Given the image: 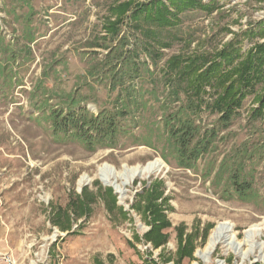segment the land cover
Returning <instances> with one entry per match:
<instances>
[{"label": "rangeland", "instance_id": "1", "mask_svg": "<svg viewBox=\"0 0 264 264\" xmlns=\"http://www.w3.org/2000/svg\"><path fill=\"white\" fill-rule=\"evenodd\" d=\"M124 1L127 0H0L2 36L7 43L15 44L16 50H32L31 59L14 66L15 82L19 84L0 91V264H95L96 257L106 264H177L181 257L182 264H264V119L254 118L259 105L254 95L245 100L231 128L221 134L224 139L217 143V150L193 170L179 169L173 160L164 161L161 145L151 149L137 142L138 137L153 129L152 141L163 144L162 129L157 125L153 128L161 116L153 102L139 125L126 123L135 127L131 136L122 138L114 149L93 152L80 143L56 139L44 113L31 107L30 94L43 71L49 73L44 80L47 89L56 88L63 94L81 85L90 67L88 54L92 53L86 48L104 36L105 19L114 20L111 9ZM215 1L220 7L219 15L195 11L180 16L181 24L170 31L178 42L163 51L160 67L172 55L189 56L221 48L234 38L227 29L240 36L243 52L259 42L252 36L264 27V0ZM29 30L36 39L33 44L22 40ZM213 33L214 39L207 42ZM183 39L193 43L188 47ZM96 51L99 58L105 55L103 50ZM143 86L150 87L148 79ZM82 93L90 97L87 109L93 114L111 109L116 97L99 84L93 90L82 89ZM263 93L264 89L257 87L256 95ZM217 116L203 113L202 123L211 127ZM243 145L250 147L253 154L246 174L253 179L260 197L251 204L235 199L224 201V184L220 188L212 184L223 158ZM150 162H163L164 166L159 172L126 178L129 185L124 195L106 186L98 176L105 165L112 166L116 173L124 166L141 167ZM210 170L211 176H207ZM86 177L90 183L81 182ZM108 178L117 185L124 182L112 175ZM153 188L162 195L159 204L167 203L165 215L170 223V228L162 231L168 241L159 249L146 238L152 224L145 210L147 202L142 201ZM109 189L117 203L112 213L104 195ZM140 202L142 209L137 210ZM55 212H60L55 222L68 227L71 234L52 224ZM221 223L233 227L234 233L230 231L228 237L234 242L229 245L222 240L205 262L197 252L207 249ZM180 226L184 227L181 232ZM255 226L260 229L258 233L245 234ZM192 235L190 258L180 253L186 242L179 237L184 240Z\"/></svg>", "mask_w": 264, "mask_h": 264}, {"label": "trees", "instance_id": "2", "mask_svg": "<svg viewBox=\"0 0 264 264\" xmlns=\"http://www.w3.org/2000/svg\"><path fill=\"white\" fill-rule=\"evenodd\" d=\"M166 1L117 2L111 9L114 20L105 19L104 36L86 48L92 53L88 54L90 67L82 77L81 85L70 92L61 94L56 88L47 89L44 80L49 73L43 71L42 79L30 94L29 101L35 111L44 113L56 139L80 143L90 152L114 149L122 138L134 132V125L127 126L126 123L139 125L153 102L161 112L160 122L155 123L153 128L157 125L159 130L162 129L163 144L152 141L153 129L146 136L138 137L137 142L151 149L161 145L164 161L173 160L179 169L193 170L201 160L217 150V143L224 139L220 137L221 134L231 128L247 98L255 96L254 101L259 105L253 112L254 118L264 119V93L256 95L257 87L264 89V42H261L264 41V27L252 36V39L258 37L259 42L245 52L240 36L227 29L226 32L234 38L221 48L209 52L204 50L206 52L203 53L196 51L189 56L172 55L160 67L165 56L163 51L171 49L178 42L177 36L170 31L181 24L182 14L195 11L208 16L220 14L215 0L209 3L204 0ZM214 37L213 33L206 41ZM22 40L33 44L36 39L29 30ZM184 43L189 47L193 41L184 40ZM15 48L16 45L7 43L0 31L1 92L19 84L15 82L17 72H14V66L32 58L30 48L25 52ZM96 50L105 51V55L99 58ZM89 77L92 83L88 82ZM146 79L150 85L148 89L143 86ZM95 84L105 87L109 95L116 94L112 108H104L97 114L87 109L91 99L82 93V89H95ZM53 102L54 105L51 104ZM203 113L218 115L215 124L211 127L204 125L201 119ZM252 160L253 154L246 145L223 158L212 184L216 188L224 184V201L235 199L251 204L260 198L254 189L253 179L246 174L247 163ZM207 176H211V170ZM154 188L142 197V201L145 199L147 202L145 210L152 224L146 238L155 249H159L168 241L162 231L170 228V223L165 215L167 203L162 201L159 204L158 199L162 195ZM104 195L109 200L108 210L112 213L117 208L115 196L110 189ZM80 206L83 208L84 204L80 202ZM136 209H142L141 202ZM59 214H53L52 224L63 233L71 234L68 227L55 222L54 217ZM182 229L184 227L180 226L179 231ZM182 238L180 236L179 240L186 244L180 253L192 258L194 236ZM182 259L179 258L177 264H182ZM94 262L106 264L99 257Z\"/></svg>", "mask_w": 264, "mask_h": 264}, {"label": "bare ground", "instance_id": "3", "mask_svg": "<svg viewBox=\"0 0 264 264\" xmlns=\"http://www.w3.org/2000/svg\"><path fill=\"white\" fill-rule=\"evenodd\" d=\"M163 166H164L163 162H150L146 166H141V167L124 166L123 167L124 169L121 172L116 171L115 173V169L112 166L105 165L104 167L100 169L98 176L102 177L103 183L106 186H113L116 190V193L124 195L126 193L125 188L126 186L129 185V182L126 181V178L134 179L136 177L148 175L153 172H159ZM109 175H112L113 178H116V179L117 178L122 179L124 180V182L121 185H117L116 182H111V179L108 178ZM83 180L90 183V179L87 177L83 178L81 182H84ZM230 231L234 233L233 227L231 225L226 224V223L219 224L209 240L207 249L205 251H198L197 257L204 260L205 262H208L214 251L215 246L219 244L222 240L225 239L224 242L225 243L228 242V244L231 245L234 241L232 237H228V234ZM259 231L260 229L255 226L254 228L245 232V234L250 236L252 235L253 232L258 233Z\"/></svg>", "mask_w": 264, "mask_h": 264}]
</instances>
